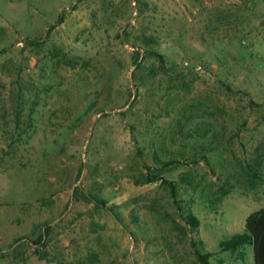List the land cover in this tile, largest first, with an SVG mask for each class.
I'll use <instances>...</instances> for the list:
<instances>
[{"label":"rangeland","instance_id":"1","mask_svg":"<svg viewBox=\"0 0 264 264\" xmlns=\"http://www.w3.org/2000/svg\"><path fill=\"white\" fill-rule=\"evenodd\" d=\"M263 208L264 0H0V264H253Z\"/></svg>","mask_w":264,"mask_h":264},{"label":"trees","instance_id":"2","mask_svg":"<svg viewBox=\"0 0 264 264\" xmlns=\"http://www.w3.org/2000/svg\"><path fill=\"white\" fill-rule=\"evenodd\" d=\"M154 178L146 180L152 182ZM173 191V188H171ZM192 226H196L194 218L189 219ZM249 245L253 252V264H264V208L249 215L246 219L245 231L232 236L220 244L222 252L234 251L238 247ZM200 264H207V257L197 252Z\"/></svg>","mask_w":264,"mask_h":264}]
</instances>
